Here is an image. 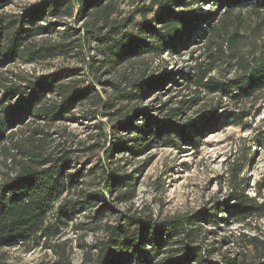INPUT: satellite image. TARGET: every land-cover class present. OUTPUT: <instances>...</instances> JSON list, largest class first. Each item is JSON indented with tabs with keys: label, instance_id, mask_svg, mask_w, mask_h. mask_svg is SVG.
<instances>
[{
	"label": "trees",
	"instance_id": "trees-1",
	"mask_svg": "<svg viewBox=\"0 0 264 264\" xmlns=\"http://www.w3.org/2000/svg\"><path fill=\"white\" fill-rule=\"evenodd\" d=\"M143 1L148 2L147 11L123 16L120 0H0V152L12 163L0 178V249L50 240L68 220L89 212L87 224L104 236L84 246V264H260L244 251L212 259L219 247L203 245L209 232L203 235V223L227 221L223 215L219 218L218 211L238 216L236 220L245 221L250 230L255 228L253 221L264 226V197L246 190L254 154L250 148L229 163L228 197L207 213L164 219L111 215L114 209L106 196L119 203L132 200L138 179L134 173L119 171L123 164L115 165L116 159L135 160L158 146H198L209 134L249 125L264 102V51L250 47L255 43L244 33L247 19L242 15L251 11L259 18L252 29L257 36L264 23L260 13L264 0H211L216 8L208 12L198 8L209 0ZM61 23L64 29L59 28ZM194 45L201 46V53L180 74L145 67L130 74L123 71L116 81H102L141 57L174 54ZM81 53L90 58L84 59L89 66L85 78L75 77L79 68L61 67L43 74L9 69L16 63L37 64ZM180 78L191 95L169 107L165 117L135 106L144 95ZM86 80L109 83L104 89L109 90L107 97ZM206 94L213 96L202 104ZM196 106L193 117L179 119ZM79 107L86 108L77 115ZM82 119L95 121L88 126L96 131L92 143L79 142L77 148L62 147L65 142L51 146L49 133L32 126ZM100 149L104 150L100 164L86 169L85 162L76 163L80 156L95 155ZM257 185L262 196L264 178ZM240 239L247 242V251L252 244L264 259V238L242 233ZM58 254L53 264H72L65 251Z\"/></svg>",
	"mask_w": 264,
	"mask_h": 264
},
{
	"label": "rangeland",
	"instance_id": "rangeland-1",
	"mask_svg": "<svg viewBox=\"0 0 264 264\" xmlns=\"http://www.w3.org/2000/svg\"><path fill=\"white\" fill-rule=\"evenodd\" d=\"M119 6L121 14L125 16L133 11H147L148 2L120 0ZM199 7L201 8L198 10L201 12H208L216 8L211 0ZM260 13L264 17V12ZM242 15L247 19L244 33L250 35L251 40L255 43L250 47L264 51V23L260 33L254 36L252 29L259 18L251 11H244ZM76 16L73 18L75 19ZM68 21L71 22L73 19H68ZM83 21V18L80 19L75 24V28L80 29ZM64 27L65 24L61 23L59 28L64 29ZM201 49L200 45H194L174 54L166 52L160 57H141L135 61L132 67L127 69L123 67L116 73L106 74L102 81H116L121 79L120 75L123 74V71L130 74L145 67L148 71L156 70L160 73L174 72L173 74H180L179 72L186 71L189 66L195 63L194 58L201 53ZM90 54H94L92 49H90ZM86 56L81 53L80 55L73 54L71 57H61L37 64L16 63L12 64L9 69L20 73L43 74L61 67L79 68L82 70L76 73L75 77L85 78L86 76L83 75L89 68L84 60L87 58ZM89 59L87 58V60ZM212 74H218V72ZM84 83L95 85L102 97H107L109 90L104 91V89L109 86V83H91L90 80H86ZM190 95L185 80L180 78L177 83L167 82L162 88L144 95L141 102L135 101V106L148 107L153 116L165 117L169 107L177 106L179 99ZM212 96L203 95L201 103L211 101ZM197 107L186 111L179 119L185 121L193 117ZM85 108L79 107L77 115H80ZM101 119L107 121L106 117H101ZM263 120L264 102H261L258 105V111L251 116L249 125L245 127L230 126L209 134L203 138L198 146L187 144L182 145L181 149L158 146L148 149L145 153L137 156L135 160L130 159L127 162H121L116 159L115 165L123 164V168L119 171L125 170L127 173H134L138 179L135 181L136 194L132 200L119 203L111 195L106 196L109 205L114 209V214L111 215L149 214L153 215L154 218L164 219L171 215L207 213L213 209L216 202L226 201L230 192L228 165L232 159L236 158V155H241L248 148L251 149L249 151L253 150L254 154L250 157L249 168L246 172V190L250 195H256L261 199L264 197V190L261 196L257 192V182L264 178V138L260 139L258 135L264 134ZM92 122L82 119L32 126L43 128L49 133L47 141L51 146L65 142L62 143V147L73 145V148H77L81 142H93L92 136L96 129L88 126ZM257 136L258 138H256ZM106 146L109 147L110 142ZM103 155L104 150L100 149L95 152V155L80 156L81 160H77L76 163L85 162L86 169L92 168L94 165L100 164L99 157ZM116 155L119 156V153ZM5 156L3 152H0V178L8 173L12 167L11 160ZM96 170L92 169V172ZM109 170L112 168L109 167ZM88 213L84 212L74 220H68L66 224L61 226L60 232L50 240L42 238L30 247L14 244L0 249V264H53L57 260L60 250L66 252L72 264H84V246L93 244L104 236L102 232L92 230V224H87L89 223V218L86 216ZM217 215L219 218L223 215L227 221L220 220L218 225L203 223V235L207 232L206 230L209 231L204 240L206 242L203 244L204 247L206 249L219 247V250L214 251L211 258L219 260L224 253L234 255L236 252L244 251L247 258L263 264L264 259L259 255L260 250L255 249V246L250 244L247 251L244 247L247 242L240 239L242 233L256 235L259 239H263L264 226L261 225L262 223L253 221L251 227L255 228L250 230L249 224H246L245 221L236 220L238 216H231L227 211L223 213L218 211ZM112 219L114 220V218ZM81 223H83L82 226Z\"/></svg>",
	"mask_w": 264,
	"mask_h": 264
}]
</instances>
